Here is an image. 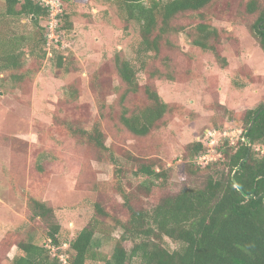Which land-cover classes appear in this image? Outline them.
<instances>
[{
    "label": "rangeland",
    "instance_id": "1",
    "mask_svg": "<svg viewBox=\"0 0 264 264\" xmlns=\"http://www.w3.org/2000/svg\"><path fill=\"white\" fill-rule=\"evenodd\" d=\"M247 1L213 0L203 11L175 22L215 27L220 34L217 53L227 62L223 68L212 53L192 47L184 34L172 38L176 47L162 41L158 60L142 58L138 25L127 19L117 0H62L71 29L61 19L56 40L51 41L44 36L46 22L36 27L29 18H6L0 0V40L14 39L25 52L16 77L0 74V264H11L17 244L28 240L45 248L51 258L63 255L67 260L72 255L69 242L94 218L96 203L108 216L98 218L92 249L110 256L121 234L116 221L127 218L111 157L127 170L122 179L127 192H135L142 178L130 177L126 153L168 169L170 187L178 189L191 181L185 173L187 164L205 168L222 158L227 144L245 141L243 114L264 104V55L248 29L252 19L244 11ZM41 39L44 46L38 45ZM33 46L34 56L28 54ZM116 57L132 64L139 84L138 92L123 105ZM164 58L169 68L164 67ZM154 70L159 77L151 76ZM145 86L156 90L169 110L148 136L136 138L123 129L119 115L147 103ZM95 123L106 150L76 134L91 130ZM212 131L213 141L208 134ZM199 141L205 146L202 154L211 160L205 166L197 164L198 155L193 158L186 152L188 144ZM255 151L262 153L264 146ZM217 167L211 175L227 173L226 167ZM200 181L193 179L195 184ZM170 193L159 191L151 199L140 195L136 206L148 207ZM30 199L53 209L52 221L60 227L58 249L45 237L47 225L30 221ZM167 246L177 248L168 240Z\"/></svg>",
    "mask_w": 264,
    "mask_h": 264
},
{
    "label": "trees",
    "instance_id": "2",
    "mask_svg": "<svg viewBox=\"0 0 264 264\" xmlns=\"http://www.w3.org/2000/svg\"><path fill=\"white\" fill-rule=\"evenodd\" d=\"M212 1L117 0L127 19L138 25V53L142 58L158 60L162 41L167 46L176 47L172 38L184 34L192 47L212 53L225 68L227 62L216 49L220 34L215 27L205 22L187 27L175 23L180 16L203 11ZM3 2L6 18H29L36 27L48 18L46 8L32 0ZM244 11L252 19L248 29L264 55V0H248ZM67 18L64 13L60 20L64 19L66 29H71ZM44 36L47 37L46 28ZM25 39V36L21 37V40ZM40 44L44 46L45 39H41ZM20 46L14 39L0 40V74L11 72L16 77L25 54L19 51ZM35 49L36 46H33L28 54L34 56ZM44 56L45 52H41L39 57ZM161 61L165 68H169L168 58ZM114 64L117 76L124 85L120 96V104L123 105L129 95L138 92L137 71L124 58L116 57ZM151 76L159 77L160 73L154 70ZM143 90L147 103L130 113L123 109L119 115L123 129L136 138L148 136L169 110L156 90L148 86ZM243 115L246 127L242 138L245 141L238 140L233 147L227 144L222 150V158L205 168L187 164L185 173L191 181L178 189H171L168 169L157 166L149 159L142 160L126 153L124 160L129 165L130 177L135 180L142 178L136 183L135 192H127L122 181L127 170L120 160L111 157L115 188L123 201L127 218L116 221L121 234L115 239L110 256L98 254L92 249L94 235L100 225L98 218L108 216L96 203L94 218L69 242L68 249L72 255L65 263L59 261L63 255L59 256V260L51 258L45 248L28 240L17 244V253L11 264H264V151H255L256 147L264 146V104L245 111ZM251 122L252 126L248 129ZM79 133L76 134L89 145L106 150L98 123L91 130ZM204 147L200 141L192 142L187 145L186 152L194 158L203 153ZM217 149L220 147L217 146ZM217 166L226 167L227 173L221 171L211 175ZM194 178L201 181L195 184ZM165 190L171 193L154 199L148 207L136 206L140 195L151 199L154 193ZM29 206L30 221L44 222L47 225L46 239L58 249L60 227L52 221L53 209L45 202L34 199L29 200ZM167 240L177 248L170 250Z\"/></svg>",
    "mask_w": 264,
    "mask_h": 264
},
{
    "label": "built area",
    "instance_id": "3",
    "mask_svg": "<svg viewBox=\"0 0 264 264\" xmlns=\"http://www.w3.org/2000/svg\"><path fill=\"white\" fill-rule=\"evenodd\" d=\"M33 2L37 3L38 5L40 6H43L46 8L47 10V13H48V18L46 20V25H45V28H46V32H47V37L48 39H50V41L52 39H55L56 40V30L58 28V23L60 21V18L63 14V2L62 0H32ZM209 134V137H211L212 141L214 140L213 137H214V134L215 132L212 131ZM208 137V139H209ZM209 147H212V144L208 145ZM197 164L198 165H202V166H205L206 164L209 163V160L208 159V155L206 154H199L197 156ZM60 261L62 263H65L66 261L63 259V256L60 257Z\"/></svg>",
    "mask_w": 264,
    "mask_h": 264
},
{
    "label": "water",
    "instance_id": "4",
    "mask_svg": "<svg viewBox=\"0 0 264 264\" xmlns=\"http://www.w3.org/2000/svg\"><path fill=\"white\" fill-rule=\"evenodd\" d=\"M258 113H259V112H258ZM251 126H252V122L250 123V125H249L248 129H250V128H251ZM246 158H247V157H246ZM246 158H245L244 160H242V162H243V161H245V160H246ZM233 175H234V172H233V174H232V180H233ZM236 188H237V190L241 191V190H240V188H239L238 186H236Z\"/></svg>",
    "mask_w": 264,
    "mask_h": 264
}]
</instances>
